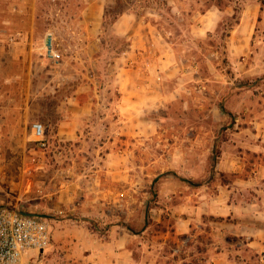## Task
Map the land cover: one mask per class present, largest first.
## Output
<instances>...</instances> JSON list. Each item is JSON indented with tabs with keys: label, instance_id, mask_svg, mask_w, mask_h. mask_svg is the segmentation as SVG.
Segmentation results:
<instances>
[{
	"label": "rangeland",
	"instance_id": "rangeland-1",
	"mask_svg": "<svg viewBox=\"0 0 264 264\" xmlns=\"http://www.w3.org/2000/svg\"><path fill=\"white\" fill-rule=\"evenodd\" d=\"M89 2L0 0V205L43 264H264V0Z\"/></svg>",
	"mask_w": 264,
	"mask_h": 264
},
{
	"label": "built area",
	"instance_id": "built-area-1",
	"mask_svg": "<svg viewBox=\"0 0 264 264\" xmlns=\"http://www.w3.org/2000/svg\"><path fill=\"white\" fill-rule=\"evenodd\" d=\"M48 43L49 55L55 59L61 58V54L53 48L51 38ZM33 131L37 139L44 140V124L35 123ZM50 236L47 217L0 205V264H43L42 257ZM27 252L36 253V257H26Z\"/></svg>",
	"mask_w": 264,
	"mask_h": 264
},
{
	"label": "crops",
	"instance_id": "crops-1",
	"mask_svg": "<svg viewBox=\"0 0 264 264\" xmlns=\"http://www.w3.org/2000/svg\"><path fill=\"white\" fill-rule=\"evenodd\" d=\"M99 1L100 0H90L88 6H95V5L100 6ZM123 242L121 246L124 247V249H121V246L120 248L119 246L115 247V249H113L112 252L109 254L110 258L108 259H106V257H108L106 248L108 246L113 245L112 240H107L106 242H102L101 243L102 247L99 246L98 248H94L92 250H89V248H86L84 245H81L82 247L78 245L77 246L78 256L85 257L86 258L85 261H87V264H147V262L144 259H139V260L134 259L133 252L131 251V249L127 247L128 240L127 241L124 240Z\"/></svg>",
	"mask_w": 264,
	"mask_h": 264
},
{
	"label": "water",
	"instance_id": "water-1",
	"mask_svg": "<svg viewBox=\"0 0 264 264\" xmlns=\"http://www.w3.org/2000/svg\"><path fill=\"white\" fill-rule=\"evenodd\" d=\"M33 214V213H31ZM35 215H38V216H43V217H46L44 214H39V213H34Z\"/></svg>",
	"mask_w": 264,
	"mask_h": 264
}]
</instances>
